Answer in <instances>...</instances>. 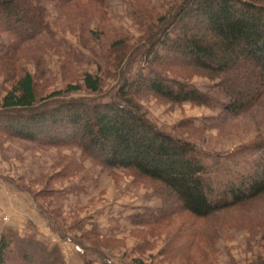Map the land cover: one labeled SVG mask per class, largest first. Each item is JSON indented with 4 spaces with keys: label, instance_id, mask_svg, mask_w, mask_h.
<instances>
[{
    "label": "rangeland",
    "instance_id": "1",
    "mask_svg": "<svg viewBox=\"0 0 264 264\" xmlns=\"http://www.w3.org/2000/svg\"><path fill=\"white\" fill-rule=\"evenodd\" d=\"M61 1L43 0L53 32L26 44L21 65L36 76L41 99L70 84L83 85L86 72L101 73L99 93L83 89L64 99L106 103L116 100L123 78L150 74L145 29L180 0H105L102 6L96 0ZM163 68L210 102L175 104L142 96L143 112L159 129L196 144L204 163L236 158L239 150L264 141V97L237 116L226 111L230 101L218 79L167 63ZM12 85L0 77V101ZM137 216L145 217L143 226L133 223ZM93 226L112 231L117 241L96 248L97 240H83ZM8 228L58 246L67 264L264 263V196L195 219L170 206L158 183L134 172L105 169L78 148H44L0 134V236Z\"/></svg>",
    "mask_w": 264,
    "mask_h": 264
},
{
    "label": "trees",
    "instance_id": "2",
    "mask_svg": "<svg viewBox=\"0 0 264 264\" xmlns=\"http://www.w3.org/2000/svg\"><path fill=\"white\" fill-rule=\"evenodd\" d=\"M48 16L43 0H0V77L13 81L0 101V134L44 148H78L105 169L134 172L158 183L170 206L195 219L264 196V141L239 150L236 158L217 156L207 164L196 144L159 129L140 104L150 95L175 104H209V96L189 82L166 76L167 63L218 79L230 101L228 113L251 112L264 97V0H180L156 26L145 29L150 74L123 78L116 100L106 103L64 99L83 89L99 93L103 79L98 72H86L83 85L70 84L39 98L36 76L21 65V50L53 32ZM143 218L132 221L143 226ZM82 239L97 240L96 248L117 241L112 231L96 226ZM0 264L67 263L58 246L8 228L0 236Z\"/></svg>",
    "mask_w": 264,
    "mask_h": 264
}]
</instances>
